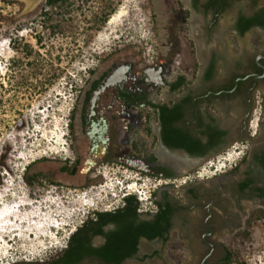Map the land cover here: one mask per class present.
<instances>
[{"label": "rangeland", "instance_id": "obj_1", "mask_svg": "<svg viewBox=\"0 0 264 264\" xmlns=\"http://www.w3.org/2000/svg\"><path fill=\"white\" fill-rule=\"evenodd\" d=\"M5 1L0 0V197L9 204L16 199L21 204H30L22 213L37 216L34 226L41 230L40 225L47 223L43 227H52L48 238L41 235L38 239L32 236V241L5 238L3 243L0 242V264H5L9 251L21 259L30 251L41 253V247L46 249L44 246L56 239L60 251L39 254L34 262L16 263L50 264L52 258L63 251L70 235L91 218L93 212H109L122 207L123 200L111 201L109 187L102 188L105 181L117 179L121 174L132 178L137 176L144 183L138 196L141 201L136 198L140 215L155 210L154 201L160 196L158 191H165L168 199L177 206H185L192 203L188 190L194 186L204 190L211 188V182L222 174H229V180L241 175L245 164H240V158L251 147L245 142L220 150L185 173L173 172L170 166L166 167L168 165L156 158L153 153L155 142L150 146L147 162L123 165L110 161L97 165L85 177L60 173L58 169L61 167L70 172L75 156L68 149L70 110L88 71L95 67L99 58L117 46H128L151 62L158 49L168 53L167 49L177 44L178 37H163L161 30L160 34L158 32L159 27L157 31L152 28L154 17L150 16L148 0L129 3L127 0H65L54 7L46 6L43 1L34 9H28L19 0ZM122 7L126 8L127 14L115 28L108 29L110 17ZM158 18L156 22L160 25ZM224 39L227 45L237 48V51L228 48L234 54L242 48L253 53L257 52L258 46L264 48V35L248 33L241 39H232L231 36ZM178 40V50L189 44L182 38ZM163 90L160 89L159 93H164ZM257 96L259 103L255 106L252 129L255 136L264 133V126L260 127L264 114V89L259 90ZM136 125L128 134L129 140H133L135 156L141 159L146 149L138 142L140 127ZM144 135L147 136V132ZM150 156L155 162L149 160ZM226 158H229L227 162ZM28 166L30 171H26ZM155 168L169 170L171 175H159ZM34 172L41 174L30 182ZM226 181V178L220 179L215 185L225 188ZM32 194L37 202L32 200ZM83 200L89 207L82 205ZM257 205L244 203L245 215L256 210ZM259 215L260 220H253L246 227L243 242L228 246L233 255L227 264H264V211ZM174 217L179 223V212ZM54 222L62 226L60 231H57L59 227L55 229ZM179 234V228L171 231L169 241L163 245L142 240L137 256L123 264H177V258L182 257L179 262L186 260L188 254L182 249L184 245L178 242ZM93 242L98 245L100 240L95 238ZM154 247L160 254L151 260H141L143 254ZM79 264L92 262L84 260Z\"/></svg>", "mask_w": 264, "mask_h": 264}, {"label": "flooded vegetation", "instance_id": "obj_2", "mask_svg": "<svg viewBox=\"0 0 264 264\" xmlns=\"http://www.w3.org/2000/svg\"><path fill=\"white\" fill-rule=\"evenodd\" d=\"M146 4L154 17L152 28L157 31L159 27L163 37L176 35L177 44L170 45L168 53L158 49L151 62L135 48L117 46L88 71L69 114L68 149L74 152L71 164L76 166L72 177H85L97 165L110 161L123 165L147 162L151 144L155 142L154 154L159 144L163 145L159 116L165 107L174 108L173 126L177 130L203 145L207 143L204 153L192 158L248 143L250 150L239 161L245 164L241 175L229 180V174H222L204 190L194 186L188 190L190 205L177 206L165 191H158L156 201L168 203L173 209L171 227L163 235L165 240L139 239L135 256L121 263L137 256L142 240L163 245L169 241L170 232L179 228L178 242L184 245L188 258L180 262L182 257L177 258V264H224L233 255L228 246L243 242L246 227L260 220L259 214L264 211V133L255 136L251 127L259 103L257 93L264 89V48L258 46L255 53L242 48L234 54L228 48H237L227 45L224 38L241 39L248 33L264 35V0H148ZM43 16H47L45 11ZM253 19L261 23L241 33ZM180 38L189 43L179 46L182 50H178ZM114 71H118L117 76L107 79ZM163 88L164 93H159ZM136 124L140 127L138 142L146 149L141 159L135 156L128 134ZM263 126L264 114L260 120ZM154 170L168 176L165 169ZM65 173L70 176V172ZM223 178L227 179L225 188H217L216 181ZM31 197L37 202L34 194ZM248 202L258 205L245 215L244 203ZM119 209L122 207L111 211ZM157 210L155 205L154 211L143 215L137 212L138 220L153 219ZM177 212L179 223L178 218L174 219ZM113 228L109 224L103 231ZM95 238L100 240L98 245L93 242ZM104 242V237L94 236L90 246L98 248ZM159 254L154 247L141 260H151ZM84 260L106 264L93 256Z\"/></svg>", "mask_w": 264, "mask_h": 264}, {"label": "trees", "instance_id": "obj_3", "mask_svg": "<svg viewBox=\"0 0 264 264\" xmlns=\"http://www.w3.org/2000/svg\"><path fill=\"white\" fill-rule=\"evenodd\" d=\"M5 1V0H2ZM65 0H46L45 5L54 7L57 4L64 3ZM6 2V1H5ZM8 3V2H6ZM46 14V13H45ZM1 21V20H0ZM250 22L240 31L243 33L249 26L259 23L249 20ZM254 21V22H253ZM104 22V20H103ZM261 23V22H260ZM176 86L173 85V89ZM174 108H161L159 120L161 123L162 143L168 149L183 150L190 156L204 153V146L200 140H194L173 126ZM149 133V131H148ZM151 162H155L153 156L149 157ZM30 171V167L26 171ZM60 173L66 172V167L58 169ZM76 166L70 169V174H74ZM168 176L171 175L166 170ZM41 172H34L30 182L37 179ZM157 206V212L151 220H138V204L134 195L127 196L123 199L122 209L116 212H93L92 217L86 220L74 233L68 238L67 244L63 251L50 264H79L84 257L93 256L106 264H121L125 259L135 256L139 239L152 241L155 238H164L171 227L170 217L173 209L168 203L164 205L161 202L154 201ZM112 224L114 228L108 232L103 231V227ZM94 236H102L105 242L98 248L90 246V240ZM165 240V238H164ZM230 259H226L227 264Z\"/></svg>", "mask_w": 264, "mask_h": 264}, {"label": "bare ground", "instance_id": "obj_4", "mask_svg": "<svg viewBox=\"0 0 264 264\" xmlns=\"http://www.w3.org/2000/svg\"><path fill=\"white\" fill-rule=\"evenodd\" d=\"M19 1L22 2L25 5V7H27L28 9H34L44 0H19ZM133 1L134 0H127L126 3ZM126 14H127L126 8L125 7L120 8L115 14H113L110 17L108 22V26H109L108 29L115 28ZM3 53H4L3 55L5 56L6 55L5 50H3ZM251 127L252 129H254L253 123ZM155 154L161 163L170 166V168H172L177 174L185 173L193 166L198 165L195 164L193 161L185 158L180 153L177 152L168 153L161 147H159V149L155 151ZM228 160L229 158L225 159L226 162ZM219 169L220 167L216 171H219ZM108 187L110 189V186ZM109 193L110 191L108 192V195ZM108 195H106V197ZM0 200L3 201V197H0ZM21 203L22 202H19L18 199H16L14 202L10 204L4 201L0 202V242L3 243L5 238L8 237H13L14 239L18 237V238H24L28 241H32L31 240L32 236H34L35 239L39 238L38 235L48 238L47 234L51 233L49 228L52 226L48 228H46L45 226L43 227V225L47 223H43V225H40L42 228L41 230L40 228L35 227L34 220L36 219L37 216L34 215V213L30 215H25L22 213L23 209H25L26 207H30L31 205L28 203H23V204Z\"/></svg>", "mask_w": 264, "mask_h": 264}, {"label": "clouds", "instance_id": "obj_5", "mask_svg": "<svg viewBox=\"0 0 264 264\" xmlns=\"http://www.w3.org/2000/svg\"><path fill=\"white\" fill-rule=\"evenodd\" d=\"M106 186H110L109 196L111 198V201L119 199V198L120 200H123L127 196L134 195L137 198V200L140 202L141 197L140 198L138 197L140 195L137 192H140V193L142 192L141 186H144V183L141 182L140 178L137 176L132 178L130 176L126 177L125 175L121 174V176L117 179L115 178L110 181H105L104 186H102V188L104 189V187ZM144 200H146V198ZM106 201H108L107 198H106ZM60 250H61L60 243H58L57 245L53 247L47 248L46 251H44L43 255L51 254L53 252L55 253ZM9 256H10V259L7 260L5 264H16L20 261H23L22 258L20 259V257L17 254H12L10 252ZM36 260L37 259H35V261Z\"/></svg>", "mask_w": 264, "mask_h": 264}, {"label": "water", "instance_id": "obj_6", "mask_svg": "<svg viewBox=\"0 0 264 264\" xmlns=\"http://www.w3.org/2000/svg\"><path fill=\"white\" fill-rule=\"evenodd\" d=\"M118 74V71H114L111 75H109L107 77V79H111L112 77L114 76H117ZM159 147H161L162 149H164L166 152L170 153V152H177V153H180L182 154L185 158L193 161L195 164H199L201 161H203L204 159L206 158H209L210 156L214 155L215 153H211L203 158H192L191 156H189L187 153L183 152V151H170L168 150L166 147H164L162 144H159ZM166 167H169V166H166ZM170 168V167H169ZM171 169V168H170ZM173 172H175L173 169H171Z\"/></svg>", "mask_w": 264, "mask_h": 264}]
</instances>
